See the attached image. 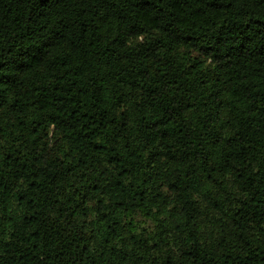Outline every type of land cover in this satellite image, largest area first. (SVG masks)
Listing matches in <instances>:
<instances>
[{
  "label": "trees",
  "instance_id": "obj_1",
  "mask_svg": "<svg viewBox=\"0 0 264 264\" xmlns=\"http://www.w3.org/2000/svg\"><path fill=\"white\" fill-rule=\"evenodd\" d=\"M0 264H264V0H0Z\"/></svg>",
  "mask_w": 264,
  "mask_h": 264
}]
</instances>
